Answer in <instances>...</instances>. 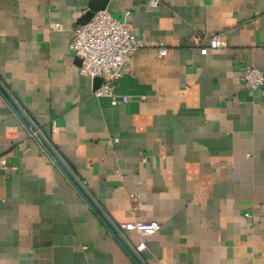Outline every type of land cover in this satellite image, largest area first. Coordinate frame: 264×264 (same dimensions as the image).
I'll list each match as a JSON object with an SVG mask.
<instances>
[{
  "label": "crops",
  "instance_id": "obj_1",
  "mask_svg": "<svg viewBox=\"0 0 264 264\" xmlns=\"http://www.w3.org/2000/svg\"><path fill=\"white\" fill-rule=\"evenodd\" d=\"M148 1L0 0V83L144 264H264V0ZM90 5L143 42L116 102L70 48ZM54 161L0 95V264H136Z\"/></svg>",
  "mask_w": 264,
  "mask_h": 264
},
{
  "label": "built area",
  "instance_id": "obj_2",
  "mask_svg": "<svg viewBox=\"0 0 264 264\" xmlns=\"http://www.w3.org/2000/svg\"><path fill=\"white\" fill-rule=\"evenodd\" d=\"M157 0H149V5H156ZM128 15V12L126 13ZM56 29L62 26L58 23ZM70 48L79 59V72L92 79H101V85L94 91L96 95H106L116 102L115 84L121 76L124 63L143 46L142 39L136 36L125 21L112 16L107 10H99L85 24H78L70 29ZM198 42V37H193ZM222 41L217 34L208 36V45L200 47L201 54L208 50H218ZM167 48L160 43L157 47L158 57H164ZM242 82L251 91L264 90V74L252 64H245L242 71ZM127 101V97H121ZM130 198H134L130 195ZM136 207H131L135 213ZM123 229L134 230L140 235H150L160 227L157 221L132 220L123 223Z\"/></svg>",
  "mask_w": 264,
  "mask_h": 264
},
{
  "label": "water",
  "instance_id": "obj_3",
  "mask_svg": "<svg viewBox=\"0 0 264 264\" xmlns=\"http://www.w3.org/2000/svg\"><path fill=\"white\" fill-rule=\"evenodd\" d=\"M102 9V7H98L95 5H90L88 10L79 20V24H85L89 21V19L93 16V14ZM95 81H99L101 83V79L96 77ZM0 95L6 101V103L11 107L14 113L17 115L19 120L25 126V128L29 131V133L37 140V142L41 145V147L45 150V152L52 158H55V164L61 170V172L65 175V177L70 181V183L75 187L84 201L88 204L90 209L98 216V218L103 222V224L107 227V229L111 232V234L117 238V240L122 244L118 237L124 241L125 245L122 244L123 248L130 255L132 260L136 264H144V262L140 259L138 254L133 250V248L127 243L125 238L123 237L120 230L110 221L105 212L100 208V206L93 200L91 195L87 192L85 187L82 185L80 180L77 179L75 174L70 170V168L66 165V163L62 160V158L56 153V151L51 147L48 143L45 136L39 131V129L34 125V123L29 119V117L22 111V109L17 105V103L13 100L4 86L0 83ZM118 235V237H117ZM126 246V247H125Z\"/></svg>",
  "mask_w": 264,
  "mask_h": 264
}]
</instances>
